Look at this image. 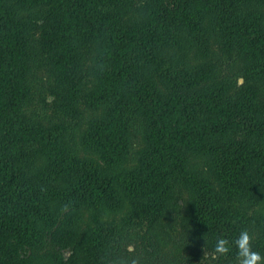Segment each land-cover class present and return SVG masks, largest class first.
Here are the masks:
<instances>
[{
	"label": "trees",
	"instance_id": "trees-1",
	"mask_svg": "<svg viewBox=\"0 0 264 264\" xmlns=\"http://www.w3.org/2000/svg\"><path fill=\"white\" fill-rule=\"evenodd\" d=\"M134 1L0 0V264H123L125 243L155 234L167 211L178 236L233 242L247 229L264 255V0H142L147 23L121 25ZM80 49L102 112L74 136L65 81L89 75ZM195 50L217 60L191 65ZM226 61L235 78L201 83ZM40 64L62 71L42 107ZM136 121L142 148L129 157ZM47 244L59 250L39 256ZM223 256L236 260L234 243Z\"/></svg>",
	"mask_w": 264,
	"mask_h": 264
},
{
	"label": "rangeland",
	"instance_id": "rangeland-1",
	"mask_svg": "<svg viewBox=\"0 0 264 264\" xmlns=\"http://www.w3.org/2000/svg\"><path fill=\"white\" fill-rule=\"evenodd\" d=\"M140 1L135 0L132 2V7L128 6L127 8L120 9L118 11L119 15L117 16V20L121 25H134L135 27L142 26L147 23V16L138 9L137 6L140 5ZM197 20V19H196ZM209 22L206 21L203 24V27L208 26ZM213 43L212 41L210 42ZM206 48V47H205ZM208 49V48H207ZM213 50V49H212ZM176 51L175 44L172 43L170 47L164 48L159 54L158 61H167L169 56ZM204 53H199L198 50L191 52L190 54V63L191 65H196L203 62H212L217 60L216 58H212L206 60L203 57ZM92 54L88 52L87 49H80L78 52V64L79 71L81 75H88L82 80L81 83L75 84L73 81H65L67 87H72L75 85V89L70 93V98L73 99L74 102V111L78 115L77 121L78 128L74 130V136L85 132L90 129L91 124L96 122V119L100 117L102 110L100 109L99 104L96 102L95 95V87L93 84V75L92 73ZM168 64H161L159 74H163L166 76V69ZM52 66L41 65L40 68L36 69L34 72L33 79L35 83L39 81H45V90L42 91L39 101H46L51 103L53 101V96L51 91V87L54 84H59L62 78V71L56 73L54 76L51 73ZM164 69V70H163ZM235 65L231 63V61H226L223 64H218L216 66V70L210 74V77L207 79V82L201 81L203 85L205 83H212L219 78H235ZM162 75V76H163ZM37 78V81H36ZM92 79V83H91ZM237 79V78H236ZM158 88L161 92L169 93L168 85H165L163 78L159 79ZM238 85L243 83L242 78H238ZM37 105V103H36ZM34 104V107H36ZM39 107L44 106V103L41 102ZM46 107V106H45ZM140 120V119H139ZM138 121L132 123L130 129V147L127 149L128 156L134 154L135 151L142 148L141 145V134L139 131ZM140 124V121H139ZM1 137V131H0ZM85 155H90L87 151L86 153L81 151L79 152V157L83 158ZM44 160L39 161V166L43 165ZM173 213V214H172ZM251 213V212H250ZM174 212L167 211L160 217V220L154 230L155 234H147L143 235L141 238L137 239L134 242L125 243V246L122 248L120 252L121 259L124 260L123 264H223L222 260L226 258V256H214L213 249L208 243L215 244L218 237H212L213 239H208L206 235L203 236L202 233L198 232V237L196 234L193 237H189L186 235L180 234L185 228H181V222L174 219ZM158 216H156L157 219ZM198 231L200 229L198 228ZM156 235V236H155ZM182 235V237H181ZM225 238V237H219ZM253 241V238H252ZM49 249L59 250L58 246H53L47 244L43 247V249L39 252V256L45 257L48 253L46 252ZM156 250V251H155ZM69 250L62 249V253L65 258L69 256ZM27 257L30 256V252L26 253ZM224 257V258H221ZM44 263L50 264V260H44ZM229 263V262H228ZM231 263V262H230ZM232 264H238V257L236 256V260Z\"/></svg>",
	"mask_w": 264,
	"mask_h": 264
},
{
	"label": "clouds",
	"instance_id": "clouds-1",
	"mask_svg": "<svg viewBox=\"0 0 264 264\" xmlns=\"http://www.w3.org/2000/svg\"><path fill=\"white\" fill-rule=\"evenodd\" d=\"M251 240L252 236L247 229L241 230L233 242L226 238H217L213 249L214 256L228 254L234 243L237 249L238 264H264V255L253 250Z\"/></svg>",
	"mask_w": 264,
	"mask_h": 264
}]
</instances>
